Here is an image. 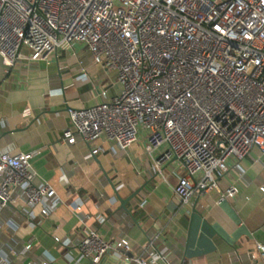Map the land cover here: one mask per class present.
<instances>
[{
  "label": "built area",
  "instance_id": "2783aa9c",
  "mask_svg": "<svg viewBox=\"0 0 264 264\" xmlns=\"http://www.w3.org/2000/svg\"><path fill=\"white\" fill-rule=\"evenodd\" d=\"M75 42L94 63L116 71L122 90L112 97L103 90L101 100L87 106L68 104L62 142L85 143L93 154L99 141L127 150L144 131L147 150L159 151L154 169L173 158L186 169L174 186L177 206L199 191L219 189L217 174L231 158L257 147L264 161V0H0V57L7 66L23 56L47 59ZM35 153L0 149V203H41L46 215L59 195L48 181H37ZM237 192L231 184L221 197ZM83 203L75 210L86 221L92 215ZM157 237L134 247L124 235L105 239L91 226L72 244L93 264H104L114 249L128 264H184L158 248ZM251 258H264L263 242ZM25 264L52 261L30 257Z\"/></svg>",
  "mask_w": 264,
  "mask_h": 264
},
{
  "label": "crops",
  "instance_id": "0c3cea01",
  "mask_svg": "<svg viewBox=\"0 0 264 264\" xmlns=\"http://www.w3.org/2000/svg\"><path fill=\"white\" fill-rule=\"evenodd\" d=\"M103 90L109 97L122 90L116 71L94 63L79 42L47 59L23 56L12 66L0 57V149L36 150L31 162L37 181H48L59 195L58 206L46 215L41 203H0V264H25L30 257L52 264H91L72 244L91 226L105 239L124 235L134 247L157 235L155 245L184 264H264V258H251L256 243H264L261 150L255 147L243 158H231L228 168L217 174L220 190L199 191L177 206L174 186L186 169L177 158L154 169L159 151L147 150L144 131L127 150L114 141H99L95 154L85 143L61 141L69 123L68 104L97 103ZM231 184L238 192L222 198L221 191ZM140 187L127 209L122 207L120 197ZM81 201L84 213L92 215L86 221L75 210ZM26 207L33 214L22 210ZM55 236L69 241L58 244ZM32 239L35 243L28 250ZM123 254L114 249L103 262L125 264Z\"/></svg>",
  "mask_w": 264,
  "mask_h": 264
},
{
  "label": "water",
  "instance_id": "95a60500",
  "mask_svg": "<svg viewBox=\"0 0 264 264\" xmlns=\"http://www.w3.org/2000/svg\"><path fill=\"white\" fill-rule=\"evenodd\" d=\"M142 187L137 188L135 191H133L130 195H128L127 197H120V201H121V206L124 207L125 209H127V202L133 198L135 195H137L140 191ZM119 260V256L116 257ZM104 263V262H103ZM129 262L126 260L125 264H128ZM91 264H93V261L91 260Z\"/></svg>",
  "mask_w": 264,
  "mask_h": 264
}]
</instances>
